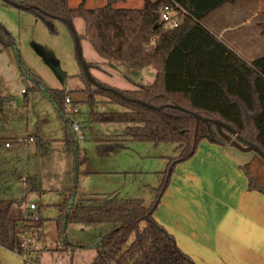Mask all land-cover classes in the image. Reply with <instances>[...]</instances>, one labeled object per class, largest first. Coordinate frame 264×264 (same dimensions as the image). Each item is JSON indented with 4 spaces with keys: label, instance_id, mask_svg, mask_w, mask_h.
<instances>
[{
    "label": "trees",
    "instance_id": "trees-1",
    "mask_svg": "<svg viewBox=\"0 0 264 264\" xmlns=\"http://www.w3.org/2000/svg\"><path fill=\"white\" fill-rule=\"evenodd\" d=\"M238 1L243 0H143L142 7H126L121 5L126 0H106L104 5L95 8L87 7L86 0L73 7L69 0L18 2L22 5L19 9L30 11L46 24L58 19L70 25L75 18H82L99 56L134 70L149 67L155 70L150 85L138 83L132 89L121 90L95 77L96 83L90 81L82 67L81 79L85 86L80 92L86 96L83 102L91 108L82 130L85 136L90 132L96 138L103 154L132 141L155 145L173 143L178 152L176 156H165L166 168L157 172L162 181L155 188V197L149 206L142 198H120L115 193L77 199L78 182L74 178V186L66 190L59 205L57 231L61 239L68 224L100 228L91 264H196L154 217L176 165L189 159L205 139L219 145L236 141L247 149L248 143H253L264 153V57L249 64L224 48L229 56L215 67L190 53L200 43L209 50L223 47L202 22L218 8ZM3 2L12 5L6 0ZM165 5L174 6L181 13L180 24L175 28H166L161 20L160 11ZM0 45L1 49L17 50L10 31L1 22ZM87 64L89 69L97 67L94 63ZM41 87L66 124V136L60 142L72 156L75 164L72 173H75L86 159L63 113L68 93L46 86L37 88ZM105 105H117L123 111L98 110ZM194 113L207 121L198 120ZM215 120L227 123L234 132L223 127L220 133ZM105 124H124V128L119 134L110 135L95 128ZM30 140L47 154L54 149L55 140L38 135L23 140L0 137V246L17 254L24 251V235L40 236L43 226L41 217L37 224L27 225L26 195L8 196L7 183L11 181L21 183L25 193L42 191L39 179L26 167ZM262 167L264 156L255 152L253 160L242 168L248 176L249 189L264 194Z\"/></svg>",
    "mask_w": 264,
    "mask_h": 264
},
{
    "label": "rangeland",
    "instance_id": "rangeland-1",
    "mask_svg": "<svg viewBox=\"0 0 264 264\" xmlns=\"http://www.w3.org/2000/svg\"><path fill=\"white\" fill-rule=\"evenodd\" d=\"M141 1L136 0L131 5L128 0L121 5L138 7ZM242 4H234L236 8L233 12L225 7L215 10L202 23L205 27H208V23L217 28L228 24L236 26L222 36L221 44L227 43L234 51L233 55L248 61L259 54L264 46V13L256 19L255 13L251 20L246 21L254 11L248 10L253 9L248 2L243 8ZM0 22L10 31L17 47V50L0 48V137L23 140L30 135H38L45 140H55L52 142L54 149L49 154L38 149L32 140L26 148L29 157L27 171L37 176L42 191L25 193L21 183H7L8 196L21 198L26 195L27 203H34L38 207L37 213L43 221L40 236L31 234L40 242L43 250L30 252V256L47 264H91L96 255V235L100 228L68 224L61 239L57 231L56 220L61 214L59 205L64 200L66 190L74 186V178L78 182L77 199L86 200L115 193L120 198H142L149 206L155 197V188L162 181L157 172L165 170V156L178 155L176 146L168 142L155 145L132 141L121 149L103 154L96 138L89 132L86 139L79 143L86 161L81 162L76 172L72 173L75 167L72 156L60 142L66 136L64 119L44 88L37 87L66 90L79 103L81 110V114L72 116L71 120L80 121L81 125L88 121L91 108L83 102L86 96L80 92L85 84L81 79L82 66L76 53L75 34L69 24L58 19L53 22L52 31L30 11L5 4L3 0H0ZM72 26L78 35L84 60L97 65L90 68L92 77L121 90L132 89L138 83H152L155 77L152 67L138 71L102 58L91 45L85 21L75 18ZM190 53L204 58L205 62L215 67L222 64V57L214 54L206 56L204 48L195 46ZM52 65L59 67L65 76L55 71ZM98 110L123 111V108L105 105ZM95 128L108 135L119 134L124 124L97 125Z\"/></svg>",
    "mask_w": 264,
    "mask_h": 264
},
{
    "label": "crops",
    "instance_id": "crops-1",
    "mask_svg": "<svg viewBox=\"0 0 264 264\" xmlns=\"http://www.w3.org/2000/svg\"><path fill=\"white\" fill-rule=\"evenodd\" d=\"M80 1L69 0V4L77 6ZM254 1L229 3L217 10L225 7L233 12L234 4L248 2L253 7L248 10L254 11L247 17L246 21H249L255 13V19L264 13V0ZM134 2L129 0L131 5ZM103 3L106 0H86L90 8L100 7L97 5ZM142 5L143 0L138 7ZM235 27L228 24L217 28L208 23L206 28L221 41L222 36ZM196 47L204 48L206 56L219 55L222 62L229 56L224 48L234 52L227 43L215 50L207 49L203 43ZM263 57L264 46L259 54L245 61L251 64ZM250 152L232 142L219 145L205 139L189 159L174 169L154 217L196 264H264V194L249 189L248 176L242 168L255 157V153ZM0 264L47 263L39 258L25 261L19 254L0 246Z\"/></svg>",
    "mask_w": 264,
    "mask_h": 264
},
{
    "label": "built area",
    "instance_id": "built-area-1",
    "mask_svg": "<svg viewBox=\"0 0 264 264\" xmlns=\"http://www.w3.org/2000/svg\"><path fill=\"white\" fill-rule=\"evenodd\" d=\"M176 4V3H175ZM180 9V6L176 4ZM182 12H185L184 9H181ZM161 20L164 23L166 28H175L180 24L181 13L172 5H165L161 8ZM63 113L65 119L67 120L70 129L75 133L78 144L85 140L86 136L82 130V125L80 121L71 120L72 116H76L81 114V110L79 108V103L74 101L72 97L67 94L64 101ZM25 186L26 184L23 183ZM27 209L29 210L26 219L27 225H35L39 222L40 216L37 213L38 207L34 203H30L27 205ZM27 233L23 237L22 247L24 251L20 253V257L25 261H36L35 258L30 256V252H38L43 250V247L40 245V242L36 239L35 236Z\"/></svg>",
    "mask_w": 264,
    "mask_h": 264
},
{
    "label": "water",
    "instance_id": "water-1",
    "mask_svg": "<svg viewBox=\"0 0 264 264\" xmlns=\"http://www.w3.org/2000/svg\"><path fill=\"white\" fill-rule=\"evenodd\" d=\"M6 1L10 2L13 6H15V7H17V8L22 7V5H20V4H19L18 2H16V1H13V0H6ZM47 25H48V27H49L50 29H53V23H51V22H47ZM70 27H71L72 31L74 32V34H75V40H76V53H77V56H78V58H79V61H80L81 65H82V67H83V71H84L86 77H87L90 81L96 83V81L94 80V78L91 76L90 69H89V67H88L87 62H86V61L84 60V58H83V54H82V51H81V46H80V43H79L78 35L76 34L75 29L73 28L72 24H70ZM52 67L54 68L55 71H57L58 73H60V74H62L63 76H65V74L62 73V71H61V69H60L59 67H57V66H55V65H52ZM150 107H153V106H150ZM194 115H195V117H196L198 120L207 121V118H205V117H203V116H201V115H199V114H197V113H194ZM215 123H216V125H217V127H218V131H219L220 133H222V128H223V127H224V128H227V129H230L232 132H234V129H232V128H231L227 123H225V122H222V121H219V120H215ZM225 137H226V139H229L226 135H225ZM240 139H241V138H240ZM232 143H233V145H235L236 147H238V148H240V149H242V150H249V149H252V150L255 151L256 153H259V154H261V155L264 156V153H263V152H262V151H261V150H260L255 144H253V143H248V144H249L248 149H247V148H243V147H241L236 141H233Z\"/></svg>",
    "mask_w": 264,
    "mask_h": 264
}]
</instances>
